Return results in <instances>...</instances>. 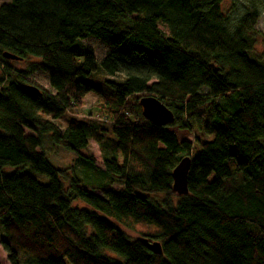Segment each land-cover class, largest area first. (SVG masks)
Returning a JSON list of instances; mask_svg holds the SVG:
<instances>
[{
  "label": "trees",
  "instance_id": "1",
  "mask_svg": "<svg viewBox=\"0 0 264 264\" xmlns=\"http://www.w3.org/2000/svg\"><path fill=\"white\" fill-rule=\"evenodd\" d=\"M224 1L0 5V246L9 264H264V33L256 7L230 21ZM89 37L108 48L98 63L82 43ZM3 52L29 61L27 70H13ZM35 70L51 91L26 89ZM116 74L122 80L107 78ZM89 93L105 118L54 122ZM143 96L173 122L144 118ZM170 127L207 138L193 152ZM91 139L100 168L82 153ZM46 143L74 153V165L54 166ZM182 157L191 159L188 191L178 195L171 172Z\"/></svg>",
  "mask_w": 264,
  "mask_h": 264
},
{
  "label": "rangeland",
  "instance_id": "2",
  "mask_svg": "<svg viewBox=\"0 0 264 264\" xmlns=\"http://www.w3.org/2000/svg\"><path fill=\"white\" fill-rule=\"evenodd\" d=\"M11 0H0V5L3 3H8ZM251 5L253 7H256L258 10V17L257 21L255 23L254 28L258 30L261 33H264V0H225L224 1V9L229 16V20H234L237 16H239L246 6ZM158 28L164 32L167 33L168 30L165 27L164 24L159 23ZM87 49H89L98 60H100L108 51V48L102 44L99 43V41L96 38L89 37L82 42ZM261 49V45L259 42L255 45V50L259 51ZM29 61H21V60H13L11 59L8 64L11 66L13 70L16 71H25L28 68ZM97 69L96 71H98ZM100 71V70H99ZM3 71L0 69V77L2 76ZM108 79H112L115 81L122 80L121 74H116L113 76H108ZM88 82L93 83L92 77L85 78ZM28 85L35 86L38 89L42 91H51L47 78L45 74L40 70H35L27 77ZM204 92V91H203ZM205 93V92H204ZM135 100L129 99L125 105L128 106L132 103H134ZM102 100L97 97L95 94L89 93L85 95L80 103L76 108L67 111L65 115H63L58 120H55L54 122L63 128L70 117H74L77 119H85V118H95V119H103L106 117L105 113L102 111ZM202 117H204V113H201ZM171 131H173L178 140H186L192 143V151L195 152L199 146L200 142L204 140L205 136H203L201 133H199L195 128L191 130H181L177 127H170ZM25 135L31 134L30 131L24 130ZM198 139V140H196ZM45 150L48 153V159L49 161L56 167L60 168H69L70 166L74 165L75 157L76 155L60 146L56 145H50L48 143L45 144ZM84 155L92 156L94 158V163L96 167H101L102 165V154L99 145L94 140H89L87 148L82 152ZM80 167H76V171L79 174ZM30 175L33 176L35 179H37L41 183H47V179L39 174L30 172ZM82 176V175H81ZM85 182L90 181L92 183V179L85 180ZM97 179V178H96ZM98 181V179H97ZM96 183V181H93ZM115 189H118L117 185H114ZM98 192V191H97ZM100 194V193H99ZM81 205L80 203L78 204ZM127 234L130 238H135L138 235L134 231L127 230ZM2 234V230L0 228V235ZM0 264H9L6 259V253L2 250L0 246Z\"/></svg>",
  "mask_w": 264,
  "mask_h": 264
},
{
  "label": "water",
  "instance_id": "3",
  "mask_svg": "<svg viewBox=\"0 0 264 264\" xmlns=\"http://www.w3.org/2000/svg\"><path fill=\"white\" fill-rule=\"evenodd\" d=\"M6 58L16 59L14 55L8 52H3ZM26 89L34 94L39 95L40 91L35 86L27 85ZM139 105L144 118L154 125H167L173 122L172 112L165 107L158 99L151 96H143L139 99ZM191 159L190 157H182L171 172L172 190L178 195L187 193V175L189 171ZM148 247L156 253H161L160 244L158 242H151L147 244Z\"/></svg>",
  "mask_w": 264,
  "mask_h": 264
},
{
  "label": "bare ground",
  "instance_id": "4",
  "mask_svg": "<svg viewBox=\"0 0 264 264\" xmlns=\"http://www.w3.org/2000/svg\"><path fill=\"white\" fill-rule=\"evenodd\" d=\"M7 59H10L11 60V58H7ZM13 60H15V59H13Z\"/></svg>",
  "mask_w": 264,
  "mask_h": 264
}]
</instances>
